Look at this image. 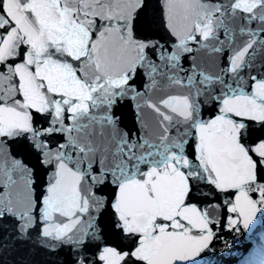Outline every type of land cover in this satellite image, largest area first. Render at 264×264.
Segmentation results:
<instances>
[{
    "label": "snow or ice",
    "instance_id": "1",
    "mask_svg": "<svg viewBox=\"0 0 264 264\" xmlns=\"http://www.w3.org/2000/svg\"><path fill=\"white\" fill-rule=\"evenodd\" d=\"M0 264H264V0H0Z\"/></svg>",
    "mask_w": 264,
    "mask_h": 264
}]
</instances>
